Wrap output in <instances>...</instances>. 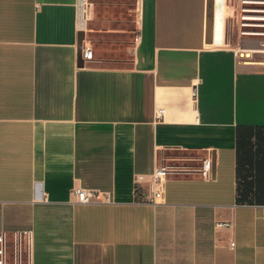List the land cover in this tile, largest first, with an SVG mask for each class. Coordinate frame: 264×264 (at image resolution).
<instances>
[{
    "label": "crops",
    "instance_id": "0c3cea01",
    "mask_svg": "<svg viewBox=\"0 0 264 264\" xmlns=\"http://www.w3.org/2000/svg\"><path fill=\"white\" fill-rule=\"evenodd\" d=\"M216 1L0 0L8 264H264V50Z\"/></svg>",
    "mask_w": 264,
    "mask_h": 264
},
{
    "label": "built area",
    "instance_id": "2783aa9c",
    "mask_svg": "<svg viewBox=\"0 0 264 264\" xmlns=\"http://www.w3.org/2000/svg\"><path fill=\"white\" fill-rule=\"evenodd\" d=\"M224 29L230 32L231 36L239 40H251L257 42V48L264 50V0H237L236 11L226 17V21H222V31ZM250 47L248 51L257 50ZM86 57L90 56L89 48L85 50ZM210 163H204L202 173L207 175ZM169 173L166 166H157L152 175V193L147 198L139 199V202L151 201L155 202L156 197L161 195L160 186L163 185L164 179ZM142 186L135 184L134 193L138 197L141 194ZM72 194L78 202L86 203L92 200H109V196L105 193L88 188L73 189ZM217 226H227V223H218ZM17 237L20 238L19 233ZM7 246L8 235L5 230L0 229V264L7 263Z\"/></svg>",
    "mask_w": 264,
    "mask_h": 264
},
{
    "label": "rangeland",
    "instance_id": "374dc122",
    "mask_svg": "<svg viewBox=\"0 0 264 264\" xmlns=\"http://www.w3.org/2000/svg\"><path fill=\"white\" fill-rule=\"evenodd\" d=\"M235 0H230V3L233 4ZM237 2V1H236Z\"/></svg>",
    "mask_w": 264,
    "mask_h": 264
},
{
    "label": "bare ground",
    "instance_id": "6f19581e",
    "mask_svg": "<svg viewBox=\"0 0 264 264\" xmlns=\"http://www.w3.org/2000/svg\"><path fill=\"white\" fill-rule=\"evenodd\" d=\"M219 0H217L216 2H218ZM218 8H220V7H218ZM218 12V11H217Z\"/></svg>",
    "mask_w": 264,
    "mask_h": 264
}]
</instances>
